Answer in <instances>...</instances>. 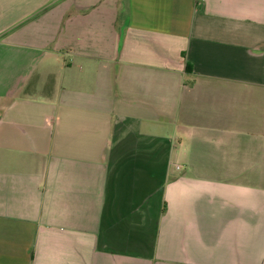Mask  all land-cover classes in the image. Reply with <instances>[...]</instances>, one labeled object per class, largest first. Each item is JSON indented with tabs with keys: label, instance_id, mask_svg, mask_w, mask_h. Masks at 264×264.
<instances>
[{
	"label": "crops",
	"instance_id": "crops-1",
	"mask_svg": "<svg viewBox=\"0 0 264 264\" xmlns=\"http://www.w3.org/2000/svg\"><path fill=\"white\" fill-rule=\"evenodd\" d=\"M0 264H264V0H0Z\"/></svg>",
	"mask_w": 264,
	"mask_h": 264
}]
</instances>
